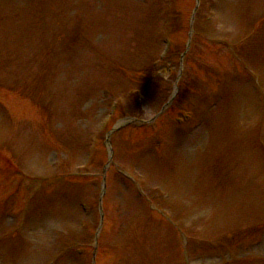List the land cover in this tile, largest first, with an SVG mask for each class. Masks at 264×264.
Instances as JSON below:
<instances>
[{"label":"rangeland","instance_id":"1","mask_svg":"<svg viewBox=\"0 0 264 264\" xmlns=\"http://www.w3.org/2000/svg\"><path fill=\"white\" fill-rule=\"evenodd\" d=\"M194 3L0 0V264L92 263L129 119L95 263L264 264V0H201L186 56Z\"/></svg>","mask_w":264,"mask_h":264},{"label":"clouds","instance_id":"2","mask_svg":"<svg viewBox=\"0 0 264 264\" xmlns=\"http://www.w3.org/2000/svg\"><path fill=\"white\" fill-rule=\"evenodd\" d=\"M37 243H39V241H37Z\"/></svg>","mask_w":264,"mask_h":264}]
</instances>
